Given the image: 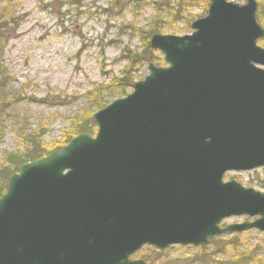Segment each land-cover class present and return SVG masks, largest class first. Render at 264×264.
Masks as SVG:
<instances>
[{"label": "water", "instance_id": "obj_1", "mask_svg": "<svg viewBox=\"0 0 264 264\" xmlns=\"http://www.w3.org/2000/svg\"><path fill=\"white\" fill-rule=\"evenodd\" d=\"M184 35L155 33L165 66L96 111L94 134L0 178V264H146L130 256L264 233V27L257 0H208ZM233 216L253 220L230 223Z\"/></svg>", "mask_w": 264, "mask_h": 264}, {"label": "rangeland", "instance_id": "obj_2", "mask_svg": "<svg viewBox=\"0 0 264 264\" xmlns=\"http://www.w3.org/2000/svg\"><path fill=\"white\" fill-rule=\"evenodd\" d=\"M156 1H11V9L24 18L16 34L6 44L1 60L12 77L8 90L13 95H22L23 99L0 118V131L4 134L0 144V163L4 152L24 149L21 143L23 131L41 127L45 129L41 137L45 146L66 145L65 134L71 129L73 119L83 109L89 108L87 93L95 87L112 84L103 94L106 105L122 97L118 96L119 87L114 78H120L130 64L125 51L147 55L143 32L148 30L152 16L157 13ZM173 2L170 1L171 6ZM184 3L182 19L175 18V10L159 12L162 15L159 33L189 34L192 29L186 26L187 18L192 22L207 14L206 0L204 4L194 0H185ZM258 9L259 4L257 14ZM259 23L264 27V20ZM259 44L264 46V39H260ZM160 62L166 65L164 60ZM135 69V81L143 79L149 72L148 62ZM131 91V87L126 89L127 94ZM56 96L64 97L67 102H58ZM46 97H49L46 102L36 101ZM96 129L95 126L94 132ZM224 178L236 179L247 187L264 191V168L229 171ZM249 219L253 218L233 216L225 219L223 224ZM233 234H240V252L257 249L251 255L254 260L250 264H264V233L254 229ZM233 234L224 235L221 239L217 237L216 243L207 246L176 244L164 252L145 245L139 250L138 257L147 258L151 264H235L231 261L236 249L230 248V243H224ZM224 249L228 251L223 252ZM256 258L261 262L255 263Z\"/></svg>", "mask_w": 264, "mask_h": 264}, {"label": "trees", "instance_id": "obj_3", "mask_svg": "<svg viewBox=\"0 0 264 264\" xmlns=\"http://www.w3.org/2000/svg\"><path fill=\"white\" fill-rule=\"evenodd\" d=\"M11 1L13 0H0V118L5 114L4 112L8 110L12 105L21 102L23 99L22 95L18 93L16 95H13L11 91L8 90V86L11 82L12 77L10 76L9 72L3 64V61L1 60L6 44L12 38V36L16 34L17 29L24 18L23 15H16L15 11L11 9ZM170 1H174L173 6H171ZM184 1L185 0H158L155 2V11L157 13L156 15L152 16V21L148 25V30L143 32V39L146 43L145 52L147 55H140L133 51H125L127 52V55L125 56L129 59L130 64L124 70L120 78H114V82H116L119 87L118 96L126 95V89L132 87V84L135 82V67L142 65L144 62H156L157 65H164L160 62L163 60L161 54L158 51L150 48L148 40L153 34L160 32V23L162 22V15L159 12H161L163 9H168L170 11L175 10V18H184V16L181 14V8L185 5ZM195 1L199 4H204L205 2V0H194V2ZM257 1L259 4L257 14L258 20L262 21L264 20V0ZM175 3H177V7L175 6ZM191 23V19L188 17L186 20V26L190 27ZM111 85L112 84H102L101 86L95 87L87 93V96L90 99V106L87 109H83L82 112H80L73 119L71 129H69V132L65 134V144L80 133L86 132L92 134L94 132L96 124L92 120V115L96 109H101L106 105L103 94H105V91L108 90ZM56 99L58 100V102H67V100L64 97L62 98L61 96H56ZM48 100L49 97L36 101L46 102ZM44 132L45 129L41 127L29 130L27 132H22L21 143L24 149L22 151L17 150L15 152H4L2 161L0 163V178L6 180L9 175L14 172H17L24 162L44 157L52 153L53 151L62 148L60 146H57L55 148H48L47 146H45L41 140V137L43 136ZM3 136V131H0V144L2 142ZM3 192L4 188L0 189V194ZM221 238H223V236L219 237L218 239ZM226 242L230 243V248L236 249L235 257L232 258L231 262L235 264H250V261L254 260V258L252 259L251 255L254 254L257 249H246L243 250V252H240L239 247L242 245L240 234H233L232 237L224 243L226 244ZM227 251L228 249H224L223 252ZM260 262V259H255V263Z\"/></svg>", "mask_w": 264, "mask_h": 264}, {"label": "flooded vegetation", "instance_id": "obj_4", "mask_svg": "<svg viewBox=\"0 0 264 264\" xmlns=\"http://www.w3.org/2000/svg\"><path fill=\"white\" fill-rule=\"evenodd\" d=\"M139 250H140V249H139ZM139 250L136 251V252H134V253L130 256V259H132V260L142 259V260L145 261L146 264H151V261L148 260L147 258H140V257H138V252H139ZM164 251H165V250H164ZM164 251H161V252H164Z\"/></svg>", "mask_w": 264, "mask_h": 264}]
</instances>
